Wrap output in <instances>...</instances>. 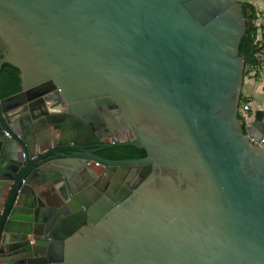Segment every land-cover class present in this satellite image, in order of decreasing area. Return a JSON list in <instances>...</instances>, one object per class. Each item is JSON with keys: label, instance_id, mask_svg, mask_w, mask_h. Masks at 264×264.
Returning <instances> with one entry per match:
<instances>
[{"label": "water", "instance_id": "1", "mask_svg": "<svg viewBox=\"0 0 264 264\" xmlns=\"http://www.w3.org/2000/svg\"><path fill=\"white\" fill-rule=\"evenodd\" d=\"M245 33L238 0H0V264H264Z\"/></svg>", "mask_w": 264, "mask_h": 264}, {"label": "trees", "instance_id": "2", "mask_svg": "<svg viewBox=\"0 0 264 264\" xmlns=\"http://www.w3.org/2000/svg\"><path fill=\"white\" fill-rule=\"evenodd\" d=\"M243 4V12L246 22V33L244 38L242 39L239 47L240 56L242 57L245 65L244 76L248 71L253 70L256 66L261 63V55H264V45L257 41L256 32L257 27L255 26V22L257 20V16L255 15L254 7L250 3H242ZM264 39V36H262ZM20 92V79H19V71L14 67L9 65H3L0 71V99H5L10 96H13ZM245 104V100L240 95L239 100V109L240 104ZM239 118L245 123L246 117L241 116L239 113ZM244 128V126H243ZM122 152L123 157L126 158H134L140 159L145 157V152L142 149L127 147V148H117L113 149L109 152V154H113L115 152ZM110 157V156H108Z\"/></svg>", "mask_w": 264, "mask_h": 264}, {"label": "crops", "instance_id": "3", "mask_svg": "<svg viewBox=\"0 0 264 264\" xmlns=\"http://www.w3.org/2000/svg\"><path fill=\"white\" fill-rule=\"evenodd\" d=\"M250 3L258 17L255 26L257 27L256 39L264 45V0H252ZM260 24L261 27H260ZM264 52V50H263ZM261 62H264V55H261ZM264 69L260 65L251 70L247 77L244 78L241 94L245 102L249 105V111L246 113V124L252 125L254 132L263 131L264 134ZM264 136V135H263Z\"/></svg>", "mask_w": 264, "mask_h": 264}, {"label": "flooded vegetation", "instance_id": "4", "mask_svg": "<svg viewBox=\"0 0 264 264\" xmlns=\"http://www.w3.org/2000/svg\"><path fill=\"white\" fill-rule=\"evenodd\" d=\"M18 94V93H17ZM16 95V94H15ZM2 100V99H0ZM47 120V119H45ZM49 121L53 124L55 123L56 125H61V122L58 121V119L56 118H49ZM103 122L105 123V127H102L100 129V133L103 135L104 139L106 138H112V133L110 132L108 126H107V122L103 120ZM103 141V140H102ZM104 142V141H103ZM117 148H127V147H117ZM117 148H111V149H108V150H104V151H100L98 152L96 155L105 159V160H108V161H111V162H119V161H128V160H134V158H126V157H123V153L118 151V152H115L113 154H109L110 151H112L113 149H117ZM110 156V157H108ZM126 170L121 168V167H116L115 170H114V176L115 175H121L125 172ZM99 184L100 187H103L106 185V181L105 180H101L99 182H97ZM108 184V187L110 186V181L107 182Z\"/></svg>", "mask_w": 264, "mask_h": 264}, {"label": "built area", "instance_id": "5", "mask_svg": "<svg viewBox=\"0 0 264 264\" xmlns=\"http://www.w3.org/2000/svg\"><path fill=\"white\" fill-rule=\"evenodd\" d=\"M260 67L264 69V62H261L260 63ZM262 91L264 93V87L262 88ZM249 111V105L247 103L243 104L241 106V109H239V113L241 116H244L245 117V114ZM259 143L261 145L264 146V136L261 138V140L259 141Z\"/></svg>", "mask_w": 264, "mask_h": 264}, {"label": "rangeland", "instance_id": "6", "mask_svg": "<svg viewBox=\"0 0 264 264\" xmlns=\"http://www.w3.org/2000/svg\"><path fill=\"white\" fill-rule=\"evenodd\" d=\"M238 1H239L240 3H246V2H248V1H252V0H238ZM263 23H264V21H263ZM261 25H262V24H260V27H261ZM244 72H245V66H244ZM249 72H250V71L247 70L245 76H244V73H243L244 78L248 76ZM240 106H242V103L240 104ZM240 109H241V107H240ZM245 115H246V114H245Z\"/></svg>", "mask_w": 264, "mask_h": 264}]
</instances>
